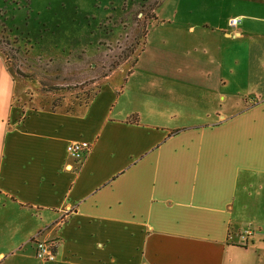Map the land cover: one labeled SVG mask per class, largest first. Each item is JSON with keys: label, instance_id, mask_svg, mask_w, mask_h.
I'll use <instances>...</instances> for the list:
<instances>
[{"label": "crops", "instance_id": "obj_1", "mask_svg": "<svg viewBox=\"0 0 264 264\" xmlns=\"http://www.w3.org/2000/svg\"><path fill=\"white\" fill-rule=\"evenodd\" d=\"M152 16L199 54L120 66L71 111H26L0 53V264H264V0Z\"/></svg>", "mask_w": 264, "mask_h": 264}, {"label": "rangeland", "instance_id": "obj_2", "mask_svg": "<svg viewBox=\"0 0 264 264\" xmlns=\"http://www.w3.org/2000/svg\"><path fill=\"white\" fill-rule=\"evenodd\" d=\"M160 1L0 0V53L20 82V105L71 111L120 66L135 61L134 72L147 73L198 55L192 41L170 33L165 42L152 28Z\"/></svg>", "mask_w": 264, "mask_h": 264}, {"label": "built area", "instance_id": "obj_3", "mask_svg": "<svg viewBox=\"0 0 264 264\" xmlns=\"http://www.w3.org/2000/svg\"><path fill=\"white\" fill-rule=\"evenodd\" d=\"M239 22L238 18H229L228 25L229 26H236ZM86 146L79 141H72L66 145V150L68 155L75 159L81 160L85 153H86ZM251 230L246 228L242 231V234H250ZM55 252H56V243L54 241H35V255L39 260L47 261V260H54L55 259Z\"/></svg>", "mask_w": 264, "mask_h": 264}, {"label": "trees", "instance_id": "obj_4", "mask_svg": "<svg viewBox=\"0 0 264 264\" xmlns=\"http://www.w3.org/2000/svg\"><path fill=\"white\" fill-rule=\"evenodd\" d=\"M107 76V75H106ZM99 88V87H98ZM98 88L96 89V91L92 94V96L90 97V98H92L93 97V95H95L96 94V92H97V90H98Z\"/></svg>", "mask_w": 264, "mask_h": 264}]
</instances>
